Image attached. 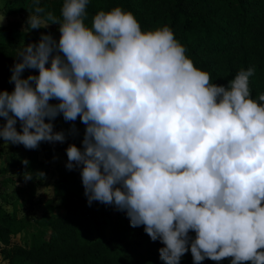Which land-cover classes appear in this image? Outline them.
<instances>
[{
  "label": "clouds",
  "instance_id": "9594fccd",
  "mask_svg": "<svg viewBox=\"0 0 264 264\" xmlns=\"http://www.w3.org/2000/svg\"><path fill=\"white\" fill-rule=\"evenodd\" d=\"M89 3L63 0L57 17L32 0L25 30L54 23L60 36L42 33L18 53L14 89L0 91V138L26 149L64 142L52 121L79 118L83 148L68 146L66 167L81 169L89 205L126 212L164 245L165 264H180L189 249L194 264H264V93L252 96L255 67L212 83L168 26L143 30L120 6L89 26ZM26 69L38 75L25 78Z\"/></svg>",
  "mask_w": 264,
  "mask_h": 264
},
{
  "label": "trees",
  "instance_id": "16d2710c",
  "mask_svg": "<svg viewBox=\"0 0 264 264\" xmlns=\"http://www.w3.org/2000/svg\"><path fill=\"white\" fill-rule=\"evenodd\" d=\"M9 1L16 4L9 15L29 12L33 7L32 0ZM62 4L63 0H41L46 12L57 17ZM116 6L131 11L143 30L168 26L195 65L210 73L212 83L227 85L239 70L255 67V75L250 77L252 96L264 93V0H90L85 23L90 26L98 11ZM20 25L11 21L0 26L1 69L10 64L12 52L32 41L26 36L23 42L12 34ZM48 31L38 28L28 34L32 37ZM34 71L38 73V69ZM0 89L6 88L1 85ZM73 123L76 132L72 131ZM85 128L77 118L67 124L65 132L80 145ZM43 147L50 159L51 149L47 144ZM30 159V153L22 152L8 166L24 170L32 165ZM66 164L57 166L52 186L56 200L48 202V214L38 218L29 211L24 213V208L34 204L32 199L16 201L12 212L0 204V249L8 264H165L159 253L164 245L152 241L144 226H131L126 212L112 205L99 201L89 205L82 183L76 193L81 172L69 170ZM190 235L195 237L194 232ZM18 236L20 242L16 243ZM230 259L217 262L206 258L201 264H230ZM180 264H194L190 249Z\"/></svg>",
  "mask_w": 264,
  "mask_h": 264
},
{
  "label": "rangeland",
  "instance_id": "374dc122",
  "mask_svg": "<svg viewBox=\"0 0 264 264\" xmlns=\"http://www.w3.org/2000/svg\"><path fill=\"white\" fill-rule=\"evenodd\" d=\"M15 7L16 4L13 1L0 0V20L5 23V26L11 21L21 24L18 28L14 29L12 34L17 36L20 40H23V42H25L26 36H28L33 42H39L41 35H34L31 37L28 34L29 31L25 30V22L30 16L29 12L9 15L11 10ZM46 28L49 29L48 32L52 33L57 40L59 39V26L49 25ZM25 45L20 47L19 51L15 50L11 53V62L5 70L4 68H0V88L1 85H4L6 88L5 90L9 92L14 89V83L9 82L12 75V68L18 60V53L25 47ZM30 74L38 75L34 69H26L22 73L25 78ZM50 103H58V101L51 100ZM5 122L6 121L3 119L0 121V124ZM52 123L54 124V131H63L65 133L66 139L64 142H41L39 147L36 149H26L22 144L8 143L5 145L3 138L0 139V147L6 148V151L0 154V204L5 206L10 212L13 211V205L16 201L21 198H27L29 200L32 199L31 202L34 204L28 205L30 209L28 207L24 208V213L29 211L31 216H36L38 218L44 213L48 214V202L56 200L54 199L55 195L52 186L58 175L57 166L68 162L66 150L70 144L74 143L81 149L83 148V144L78 145L75 141H72L65 132L67 124L72 123L71 121H65L63 115L60 114L52 121ZM16 127L18 131H22L19 121H17ZM46 144L52 151L50 159L46 158V150L43 147V145ZM22 152H30V162L32 165L24 170L18 169L17 167H9V163L14 158H17V156H19ZM76 169L81 172L79 167ZM26 173L31 175L32 178L26 180ZM81 183L82 179L80 176L75 185L76 193L79 192ZM116 213L117 210L114 211V214ZM14 242L19 243L20 236L14 239ZM0 264H8V261L5 259L3 249H0Z\"/></svg>",
  "mask_w": 264,
  "mask_h": 264
},
{
  "label": "crops",
  "instance_id": "0c3cea01",
  "mask_svg": "<svg viewBox=\"0 0 264 264\" xmlns=\"http://www.w3.org/2000/svg\"><path fill=\"white\" fill-rule=\"evenodd\" d=\"M0 26H5V23L4 22H2V23H0ZM1 139V138H0ZM0 149H2L3 150V153H4V151H6V148L5 147H0ZM30 153V152H29ZM2 167V166H1Z\"/></svg>",
  "mask_w": 264,
  "mask_h": 264
}]
</instances>
